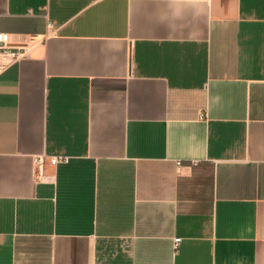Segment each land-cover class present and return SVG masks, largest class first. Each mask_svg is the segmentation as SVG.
<instances>
[{
	"label": "crops",
	"instance_id": "0c3cea01",
	"mask_svg": "<svg viewBox=\"0 0 264 264\" xmlns=\"http://www.w3.org/2000/svg\"><path fill=\"white\" fill-rule=\"evenodd\" d=\"M0 65V264H264V0H0Z\"/></svg>",
	"mask_w": 264,
	"mask_h": 264
},
{
	"label": "built area",
	"instance_id": "2783aa9c",
	"mask_svg": "<svg viewBox=\"0 0 264 264\" xmlns=\"http://www.w3.org/2000/svg\"><path fill=\"white\" fill-rule=\"evenodd\" d=\"M3 66L0 65V71L2 70ZM45 156H38L35 160V164H36V172L38 173V175L41 177H43V169H44V165H45ZM61 161H65V158H60V157H53L51 159V162L53 164H58L59 162ZM178 166H182V162L181 161H178ZM179 242V240H178Z\"/></svg>",
	"mask_w": 264,
	"mask_h": 264
},
{
	"label": "clouds",
	"instance_id": "9594fccd",
	"mask_svg": "<svg viewBox=\"0 0 264 264\" xmlns=\"http://www.w3.org/2000/svg\"><path fill=\"white\" fill-rule=\"evenodd\" d=\"M170 2H175V0H170ZM184 2L191 3L193 0H184Z\"/></svg>",
	"mask_w": 264,
	"mask_h": 264
}]
</instances>
